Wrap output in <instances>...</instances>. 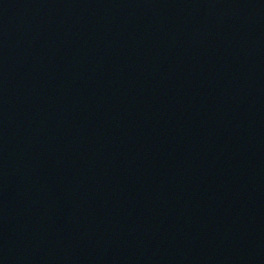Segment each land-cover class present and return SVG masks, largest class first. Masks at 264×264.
Returning <instances> with one entry per match:
<instances>
[{
	"label": "water",
	"instance_id": "water-1",
	"mask_svg": "<svg viewBox=\"0 0 264 264\" xmlns=\"http://www.w3.org/2000/svg\"><path fill=\"white\" fill-rule=\"evenodd\" d=\"M25 1L0 0V264H264V107L240 72L205 92L153 68L173 37L214 51L238 4Z\"/></svg>",
	"mask_w": 264,
	"mask_h": 264
}]
</instances>
